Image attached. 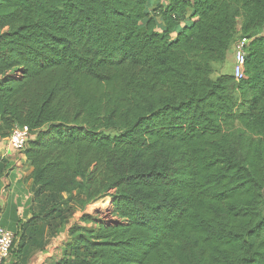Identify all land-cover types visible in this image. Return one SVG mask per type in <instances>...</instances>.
<instances>
[{"label":"trees","instance_id":"obj_1","mask_svg":"<svg viewBox=\"0 0 264 264\" xmlns=\"http://www.w3.org/2000/svg\"><path fill=\"white\" fill-rule=\"evenodd\" d=\"M154 1L0 0V141L29 128L33 190L9 264L107 195L53 264H264V0Z\"/></svg>","mask_w":264,"mask_h":264},{"label":"crops","instance_id":"obj_2","mask_svg":"<svg viewBox=\"0 0 264 264\" xmlns=\"http://www.w3.org/2000/svg\"><path fill=\"white\" fill-rule=\"evenodd\" d=\"M0 158L8 165L0 178V224L11 230L18 220L25 222L32 216L31 211L24 212L29 208L28 201L31 198L30 190L25 188L31 183L32 167L25 152L13 149L8 139L0 142ZM67 234L65 230L51 238L43 249H35L27 256L23 255L19 264H53L60 253L56 247H59L61 239L66 238Z\"/></svg>","mask_w":264,"mask_h":264},{"label":"built area","instance_id":"obj_3","mask_svg":"<svg viewBox=\"0 0 264 264\" xmlns=\"http://www.w3.org/2000/svg\"><path fill=\"white\" fill-rule=\"evenodd\" d=\"M248 43L249 39L244 37L239 39L234 45L233 73L237 79L244 77L246 46ZM30 137V130L27 126H15L8 138V141L13 149L19 152H24ZM15 237L14 231L7 229L0 224V264H9L11 260H13L12 248ZM65 239L66 238H62L61 243ZM60 245L59 247L57 246L56 249L58 248V250H60Z\"/></svg>","mask_w":264,"mask_h":264},{"label":"rangeland","instance_id":"obj_4","mask_svg":"<svg viewBox=\"0 0 264 264\" xmlns=\"http://www.w3.org/2000/svg\"><path fill=\"white\" fill-rule=\"evenodd\" d=\"M157 0H155L154 2H156ZM163 1V0H161ZM242 22V19L240 18L238 21V26L240 27V24ZM233 61H234V47L231 49V51L229 52V56L227 58V62L224 65H219L216 64L215 68L217 70V73H232L233 72ZM110 133H114L113 131H109ZM34 137V136H33ZM6 139L1 140L0 142L5 141ZM5 165L4 161H1L0 158V171L2 170V172H5L6 168H3V166ZM1 179H0V188H1ZM25 189H29L30 192L32 193V188H31V183L28 185V188ZM32 196V195H31ZM30 200V199H29ZM112 198L110 196H104L102 198H99L98 200L90 203L88 206H86L85 209L83 210H76L74 213H67L68 210H66L64 213H67V217L66 219H64L63 225H65L64 230L66 229H70L74 224L75 225H82V226H86V224L84 225L82 221V217L85 214H91L93 215L94 218L98 219V220H105V214H107V208L108 206H110V202H111ZM29 203V201H28ZM104 205V206H103ZM29 210H24V212H28ZM38 214H39V218L41 219V212L42 210H35ZM59 224L61 223V220H57L56 222H54L53 224ZM62 225V226H63ZM61 226V227H62ZM94 226V225H92ZM60 226L55 225L53 229H56ZM50 232L47 231L46 234V242L48 240V237H52L53 235H49ZM35 251V250H32ZM31 251V252H32Z\"/></svg>","mask_w":264,"mask_h":264},{"label":"bare ground","instance_id":"obj_5","mask_svg":"<svg viewBox=\"0 0 264 264\" xmlns=\"http://www.w3.org/2000/svg\"><path fill=\"white\" fill-rule=\"evenodd\" d=\"M104 206V205H103Z\"/></svg>","mask_w":264,"mask_h":264}]
</instances>
